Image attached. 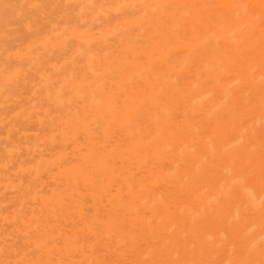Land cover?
<instances>
[{"label": "bare ground", "instance_id": "6f19581e", "mask_svg": "<svg viewBox=\"0 0 264 264\" xmlns=\"http://www.w3.org/2000/svg\"><path fill=\"white\" fill-rule=\"evenodd\" d=\"M0 264H264V0H0Z\"/></svg>", "mask_w": 264, "mask_h": 264}]
</instances>
